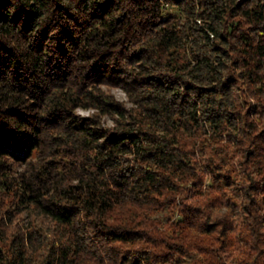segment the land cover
I'll list each match as a JSON object with an SVG mask.
<instances>
[{
    "label": "trees",
    "instance_id": "1",
    "mask_svg": "<svg viewBox=\"0 0 264 264\" xmlns=\"http://www.w3.org/2000/svg\"><path fill=\"white\" fill-rule=\"evenodd\" d=\"M233 263L264 264V0H0V264Z\"/></svg>",
    "mask_w": 264,
    "mask_h": 264
},
{
    "label": "rangeland",
    "instance_id": "2",
    "mask_svg": "<svg viewBox=\"0 0 264 264\" xmlns=\"http://www.w3.org/2000/svg\"><path fill=\"white\" fill-rule=\"evenodd\" d=\"M122 91L121 90H116V95L119 97V98H125L124 97V95L123 96H121V95H119L118 93H121ZM123 93V92H122ZM80 112L83 114L84 112H87L88 113V111H85V110H83V109H80ZM107 121V123H111L112 121H111V119H107L106 120ZM234 264V263H233Z\"/></svg>",
    "mask_w": 264,
    "mask_h": 264
},
{
    "label": "clouds",
    "instance_id": "3",
    "mask_svg": "<svg viewBox=\"0 0 264 264\" xmlns=\"http://www.w3.org/2000/svg\"><path fill=\"white\" fill-rule=\"evenodd\" d=\"M119 95L123 96L124 94L121 92V93H118ZM83 115H88L87 112H84Z\"/></svg>",
    "mask_w": 264,
    "mask_h": 264
}]
</instances>
